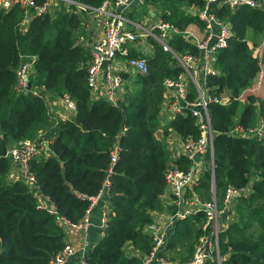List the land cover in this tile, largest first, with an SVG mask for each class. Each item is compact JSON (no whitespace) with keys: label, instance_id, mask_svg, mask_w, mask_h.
I'll return each mask as SVG.
<instances>
[{"label":"trees","instance_id":"1","mask_svg":"<svg viewBox=\"0 0 264 264\" xmlns=\"http://www.w3.org/2000/svg\"><path fill=\"white\" fill-rule=\"evenodd\" d=\"M70 1L75 3L72 10L32 17L27 26H22L26 14L19 7L0 10V264H51L67 244L59 220L78 224L91 204L90 198L100 192L106 180L110 181V191L101 202H108V226L93 250L89 248L88 262L142 264L141 258L129 255V251L151 250L145 229L153 222L152 212L163 209L165 173L171 161L167 138L173 131L183 139H197L200 132L190 114L167 119L163 125L165 117L160 115L166 94L164 82L176 80L182 68L154 40L148 41L153 46L152 54L146 57L149 72L135 74L134 86L126 85L122 102L115 106L93 97L87 84L90 50L79 44L80 35L85 33L86 37V26L76 8L77 4L88 6L89 13L105 0ZM258 1L263 3L262 9L245 6L233 11L228 6L212 5L213 14L231 24L232 36L228 47L217 52L216 73L210 74L207 81L216 95L229 96V104L210 106L217 132L215 171H206L193 192L202 202L210 201L213 195L222 202L228 187L242 189L252 177L257 178L249 197L236 199L237 221L219 236L220 256L228 257L221 264H264V144L226 134L237 118L245 127L254 126L258 115L264 118V100L250 96L246 106L241 108L240 103L243 92L261 72V62L247 40L249 30L264 34V0ZM205 3L147 0V4L160 8L154 10L157 18L179 31L169 43L177 55L200 54L183 32L191 25L204 30L198 12L188 10H202ZM131 17L136 19L135 15ZM131 55L138 56L134 50ZM34 57L30 74L34 88L41 89L44 97L69 95L77 108L71 120L54 121L44 98L18 90V70ZM194 96L191 88L190 99ZM160 126L162 139L155 136ZM47 127L49 130L39 136ZM27 139L49 141V149H43L31 162L30 171L40 194L53 204L52 211L38 207L37 195L26 181L7 180L13 164L9 157L1 156L2 141L10 150ZM44 150L49 152L47 156ZM114 151L118 154L116 162ZM178 164L184 171L190 166L185 156L179 157ZM205 219L204 211H200L178 221L164 254L175 252L181 256L186 252L179 262L192 258L196 244L205 235ZM206 264H218L216 254Z\"/></svg>","mask_w":264,"mask_h":264},{"label":"built area","instance_id":"2","mask_svg":"<svg viewBox=\"0 0 264 264\" xmlns=\"http://www.w3.org/2000/svg\"><path fill=\"white\" fill-rule=\"evenodd\" d=\"M61 1L75 4L70 0ZM205 2V7L198 13L200 20L205 23V28L202 30L204 34L185 32L188 41L197 46L200 52L198 56L191 54L180 56L173 52L169 43L172 35L178 34L179 31L171 24L159 18L146 27L144 21L137 22L131 17L135 15V9L147 6V0H105L99 9L92 10L94 13L93 21L99 23L102 28V37L93 42L89 48L91 59L87 65V84L93 97L105 99L115 106L122 102L125 97L126 80L123 72L119 69L118 62L122 60L124 66L134 71L135 74H147L149 67L146 57L152 54L153 46L150 45L148 51L141 50L140 47L143 44H148L149 40H154L164 51L170 52L176 59V65L182 68L176 80L167 79L164 82L166 94L161 111V116L165 117L163 125L167 119L190 114L196 120V126L200 132L197 139L193 137L183 139L180 134L173 131L167 138L171 161L165 173V194H168L173 201V211L168 218L169 221L161 223V220H155L146 227L145 232L151 239V250L148 253L140 251L132 253V255L141 258L142 264H206L209 259L206 254L208 241H210V251L220 259L219 236L226 232L229 226L220 228L216 222L219 216L223 214L226 206L237 201V198L246 196L247 193V187L242 189L228 187L221 202L222 210L215 195L207 202L189 198V194L199 185L204 173L210 170L214 174L215 171L214 140L217 132L212 125L210 106L213 104L227 106L229 104L228 99L213 92L214 89L208 85L207 81L210 74L216 73L214 62L217 52L228 47L232 36L231 24L219 20L212 12V5L228 6L233 11L245 6L253 9L263 8V3L258 0H205ZM14 7H19L25 11L26 16L22 21V26H27L32 17H42L49 14L53 8L52 0H45L41 4L37 3V0H0L1 11L7 12ZM79 7L84 11L88 10L84 6L80 5ZM152 13V11L149 12V17ZM133 50L138 56L133 57L131 55ZM35 61L36 58L34 57L31 61L20 66L18 90L30 91L33 96L44 98L48 111L49 106H51V99L55 100L58 105L57 108L63 109V114L60 115L61 118L59 119L71 120L75 117L77 108L76 102L69 95L53 98V95L48 94L44 97L41 89H35L33 84L31 90L26 89L27 80L30 79ZM191 88H193L195 96L190 99ZM49 114L52 115V112ZM162 126L159 128L161 134L159 139L163 138ZM226 134L232 138L256 140L264 144V119L258 118L252 127H245L236 121ZM48 144V140L38 142L27 139L19 142L14 149L8 152V157L13 166L18 167V179L26 181L37 198H39L40 192L36 186L35 177L30 171V166L45 146L48 148ZM112 156L116 162L117 152L114 151ZM180 156H185L190 162L187 171L180 168L178 164ZM110 186V181L106 180L100 192L90 198L91 204L84 218L78 224H71L65 218L59 220L66 234L81 236L76 243L67 240L65 248L55 256L51 264H68L70 259L76 255L80 256V264H89L87 252L90 248L88 239L91 227L90 217L97 204L107 199ZM38 207L48 209L41 199ZM48 210L52 211V209ZM200 211H204L206 217L202 226L205 235L196 244L192 258L185 262L175 263L167 253L164 254L175 225L178 221L192 217ZM108 220V212H106L101 220L103 231L108 226Z\"/></svg>","mask_w":264,"mask_h":264},{"label":"crops","instance_id":"3","mask_svg":"<svg viewBox=\"0 0 264 264\" xmlns=\"http://www.w3.org/2000/svg\"><path fill=\"white\" fill-rule=\"evenodd\" d=\"M152 12L153 13L151 14V16L157 18L155 16L154 11H152ZM92 22H93L92 26H90V28L88 29L89 35L86 38L87 40H89V42L86 41V43H85V46L89 47V48L91 47L93 42L99 40L102 37L101 25L99 23L94 22V21H92ZM188 29L193 31V32H196L198 34H202V32H203L199 27H197L195 25H191ZM96 32H99V36L95 35ZM140 49L148 51V50H150V44L149 43L148 44L147 43L143 44L140 47ZM118 63H119V67H120L119 69L123 72V76L126 75V76H129L131 78H134L133 77V76H135L134 71H132L131 69L126 68L124 66V62L122 60H120ZM124 78H125V80H128L127 77H124ZM164 121H165V119H164ZM41 135H42V133L40 132L39 136H41ZM13 146H11V149H12ZM8 151H9V149H8ZM17 168L16 169H12L11 172L8 174V176H7L8 182H13V181L18 180L19 172H18ZM256 179H257L256 177L253 178V179L251 178L250 183L247 186V193H246V196H245L246 198L249 197V195L252 193L253 183H254V181ZM250 184H251V186H250ZM189 198L200 201L199 196L197 197V195L194 194V192L189 194ZM42 201L45 203V205H46V207L48 209H52L53 208V204L51 203V201L48 198L42 196ZM162 202H163V209L161 211L152 212L153 221L161 220V223H162L164 221H167L168 218L171 216V213L173 211V201H172V199L170 198V196L168 194H164L162 196ZM201 202H202V200H201ZM106 212L109 213L108 202H106V203L99 202L97 204V206L94 208V210H93V212L91 214V217H90L91 227H90V230H89V233H88V239H89V243H90L89 247H90L91 251L98 244V242L100 241L101 237L104 235V232L101 229V220H102L104 214H106ZM235 212H236V208H235V204H234V201H233L231 204H229L228 206L225 207V210H224L223 214H221L219 216L218 221L216 222L217 226H219L220 228H223L225 226H229L230 227L232 224H234L237 221V216L235 215ZM174 231H175V229H174ZM80 236L81 235H75V234H71L69 236L67 234V240L70 241V242L74 241V243H76V242H78L80 240ZM135 251H136L135 249L130 250L131 253H129V255H132V253L133 252L135 253ZM179 251L180 250H178V252ZM171 254L179 255L178 253H175V252H168V255H171ZM227 258H228L227 256H225L224 258L221 257L220 259L217 258L218 264L222 263V261H224ZM174 262L178 263L179 261H174ZM68 264H80V256H77V255L73 256L70 259Z\"/></svg>","mask_w":264,"mask_h":264},{"label":"rangeland","instance_id":"4","mask_svg":"<svg viewBox=\"0 0 264 264\" xmlns=\"http://www.w3.org/2000/svg\"><path fill=\"white\" fill-rule=\"evenodd\" d=\"M72 5H73V3H69V2H65V1H61V0H52V7L53 8H52L51 14H55L59 10L60 11L61 10H65L66 12L67 11H70V10H72ZM79 6L80 5H77L76 12L84 20L83 23L86 26V29L85 30H86V37H87V33H89L88 29L93 24V22H92L93 21V18L92 17L94 16V13H92V11L88 13L87 12L88 10L87 11H84ZM81 6H84L87 9L90 8V7L85 6V5H81ZM159 9H160L159 7H156L155 5H151V4H147L146 7H139V8H137V9L134 10L135 17H136L135 20H137V22H143L144 21L146 23V27H148L150 23H153L154 21L156 22L159 19V18H155V17L150 18L149 15H148L149 12L150 11H154V10H157L158 11ZM193 10L195 11V14H196V12L199 13L203 9L198 11V9H196V8H191L188 11L190 13H192ZM188 28L186 29V31L183 32V35L185 36L186 39H187V37L185 35V32H190V33L198 34L196 32H193V31L189 30ZM202 34H204V32H202ZM95 35L96 36H99V32H96ZM86 37H85V33H84V35L81 34L80 35V39H79V44H81V45L83 44L84 45L86 43V41L89 42V40H87ZM247 40L250 43V45L252 46V50H253L254 55L257 56L259 58L260 62H261V72L252 81L251 86L246 91H244L243 94L241 95V97H240V103L242 105L241 108L244 107V106H246L248 104V98L250 96H254L258 100H264V34H259V33H256L253 30H249L248 33H247ZM90 59H91V56H90ZM28 61H31V59H29V60H27L25 62H28ZM88 64H89V62H88ZM133 77H136V76H133ZM133 79L134 78H132L131 80H126L125 87L127 85V87L133 88V86H134ZM51 96H52V94H51ZM222 97H224L225 99H228L229 100V96L227 94H223ZM56 103L57 102L55 100L51 99V106H49L50 107L49 113L52 112V116L54 118V121L57 120V119H59V118H61L60 115L63 114V109L61 110V108H57L58 105ZM163 105H164V102L162 104V109H163ZM257 107L259 108V103L258 102H257ZM257 114H259V110H258ZM258 118H263V116H259L258 115L257 120H258ZM237 122H239V118H237ZM48 130L49 129L47 127V129H44L43 131H41V133L42 134L44 132L46 133ZM159 135H161V134H160V131L158 130L156 132V135L155 136L157 138H161V136H159ZM16 146L17 145L13 146L12 149H14ZM44 149L47 151L49 148H47V146H45ZM45 150H44V152H45ZM48 153L49 152H45V155L47 156ZM16 168L17 167H15V166L12 167V169H16ZM17 170H18V168H17ZM253 178H255V177H252V179ZM197 197H198V195H197ZM40 199L42 200V195L41 194H40V196L38 198V203H39V200ZM200 201H201V199H200ZM234 204H235V208H236L237 207V204H239V203H238V201H236V202H234ZM219 206H220V209L222 210V204H221L220 200H219ZM52 209H54V207ZM235 215L237 216V212H235ZM129 253H131V252L129 251ZM169 256L174 261H182L183 258H185L187 256V253L186 252H183L181 256H179L177 254H171Z\"/></svg>","mask_w":264,"mask_h":264},{"label":"water","instance_id":"5","mask_svg":"<svg viewBox=\"0 0 264 264\" xmlns=\"http://www.w3.org/2000/svg\"><path fill=\"white\" fill-rule=\"evenodd\" d=\"M194 13H195V11L193 10L192 14H194ZM26 89L27 90H31L32 89V83H31L30 79L27 80ZM1 156L8 157V149L6 147L5 140L2 141ZM206 254H207L208 258H210V259L213 258V253L210 251V241H208V244H207V247H206Z\"/></svg>","mask_w":264,"mask_h":264}]
</instances>
